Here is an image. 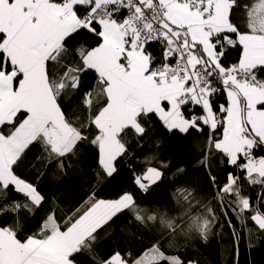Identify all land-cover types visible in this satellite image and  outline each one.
<instances>
[{
	"label": "snow or ice",
	"instance_id": "6c2138e0",
	"mask_svg": "<svg viewBox=\"0 0 264 264\" xmlns=\"http://www.w3.org/2000/svg\"><path fill=\"white\" fill-rule=\"evenodd\" d=\"M258 151L264 0H0V264H202L226 235L239 264L264 239ZM123 168L132 190L100 195ZM77 172L78 199L45 190Z\"/></svg>",
	"mask_w": 264,
	"mask_h": 264
},
{
	"label": "trees",
	"instance_id": "16d2710c",
	"mask_svg": "<svg viewBox=\"0 0 264 264\" xmlns=\"http://www.w3.org/2000/svg\"><path fill=\"white\" fill-rule=\"evenodd\" d=\"M235 57L236 53L233 52L229 57V62H232ZM184 143L185 142L182 140L171 141L169 146L164 149V153L167 154L169 158H173L174 156L176 160L183 162L185 166H187V163L191 157L181 154L180 145ZM33 151L35 152L36 149H33ZM145 151H147V149H145ZM92 153L93 150L88 149L84 152L81 158V168L89 176L91 175L90 170L96 166ZM259 154L264 155V151H258L257 155ZM217 174H220V169H217ZM129 176L130 173L128 172V169L123 168L120 176L116 177L115 179L108 180L99 186L100 195L112 197L118 194L121 190H132L128 179ZM196 180L201 181V183L204 185V194L210 196V190L207 189V185L204 182L203 173L193 172L190 169L188 177L184 180H181L180 183L183 184ZM70 184L73 185V188L68 199H78L88 190L87 182L83 179V177L80 176L79 172L74 173L73 178L70 180H65L63 183L50 181L44 187L46 191L56 192V189L59 188L61 192H64ZM170 192L171 187L168 185V182L165 181V183L160 185L159 188H155L147 195H141L140 193H137V197L147 205L153 206L157 203H164L168 201ZM115 235L119 236V226H117V232ZM108 246V241L102 242L101 250L106 249ZM197 249L198 254L201 257L202 264H234L235 251L232 246L231 239L227 235L225 236L223 242L213 240L207 247H205L203 244H198ZM191 254L192 253H190V255ZM239 264H264V239L253 241V246L250 248L247 246L246 240L241 241L239 245Z\"/></svg>",
	"mask_w": 264,
	"mask_h": 264
},
{
	"label": "built area",
	"instance_id": "2783aa9c",
	"mask_svg": "<svg viewBox=\"0 0 264 264\" xmlns=\"http://www.w3.org/2000/svg\"><path fill=\"white\" fill-rule=\"evenodd\" d=\"M259 155H261V154H259Z\"/></svg>",
	"mask_w": 264,
	"mask_h": 264
}]
</instances>
